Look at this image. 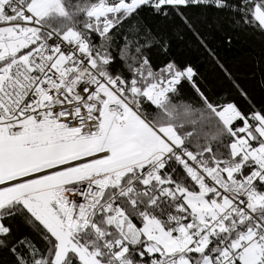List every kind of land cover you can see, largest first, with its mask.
Instances as JSON below:
<instances>
[{"label": "snow or ice", "instance_id": "snow-or-ice-1", "mask_svg": "<svg viewBox=\"0 0 264 264\" xmlns=\"http://www.w3.org/2000/svg\"><path fill=\"white\" fill-rule=\"evenodd\" d=\"M0 264H264V0H0Z\"/></svg>", "mask_w": 264, "mask_h": 264}, {"label": "trees", "instance_id": "trees-1", "mask_svg": "<svg viewBox=\"0 0 264 264\" xmlns=\"http://www.w3.org/2000/svg\"><path fill=\"white\" fill-rule=\"evenodd\" d=\"M245 50L240 46L237 45V51L234 53V60L239 61L240 63H243V52Z\"/></svg>", "mask_w": 264, "mask_h": 264}]
</instances>
